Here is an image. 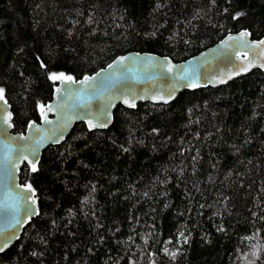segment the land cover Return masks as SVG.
I'll use <instances>...</instances> for the list:
<instances>
[{
  "label": "trees",
  "instance_id": "obj_1",
  "mask_svg": "<svg viewBox=\"0 0 264 264\" xmlns=\"http://www.w3.org/2000/svg\"><path fill=\"white\" fill-rule=\"evenodd\" d=\"M264 37V0H0V88L13 132L39 122L52 73L129 52L185 61L226 35ZM19 181L39 215L0 264H264V73L118 106L76 124Z\"/></svg>",
  "mask_w": 264,
  "mask_h": 264
},
{
  "label": "water",
  "instance_id": "obj_2",
  "mask_svg": "<svg viewBox=\"0 0 264 264\" xmlns=\"http://www.w3.org/2000/svg\"><path fill=\"white\" fill-rule=\"evenodd\" d=\"M241 33L248 35L240 39H229V37L239 38ZM261 41H264V37L260 40H252L247 30L230 33L213 46L178 63L173 62L169 57H161L156 54L129 52L116 57L107 66L91 75L97 76V81L109 75L119 77L114 79L108 90L102 93H93L91 86L86 87L79 83L86 76L75 80L77 83L74 84H66L56 80L52 99L45 105L44 109L47 120L51 123L45 122L41 116V109L39 122L29 123L38 126L40 132L30 133L28 124L23 133H14L12 131L11 107L8 103L4 105L0 101V160H2L5 151L9 153L12 160H17L19 152L16 149L24 145H32L38 137H43V143L39 146L35 157L29 153L27 159L18 160L14 170L17 187L6 190L3 181L0 180V204L6 203L12 207L17 203V193L32 195L22 191L25 185L19 181L21 167L26 164L31 168L29 160L35 162L38 159L39 163L43 151L50 146L63 143L78 123H83L89 131L106 130L111 126L114 111L118 106L134 109L140 103L169 105L183 91L225 86L255 69L264 73V44H261ZM125 57L128 59L124 61L123 65H119L118 61ZM109 65H116V67L110 68ZM169 68L171 71H168ZM58 88L60 89L59 93L57 92ZM125 98L134 102L135 107H129L124 102ZM48 105L52 106L51 111L47 110ZM106 106L108 115L102 114L105 112ZM8 114L11 115V127L2 122V118L7 117ZM89 120H92L93 123L107 122V127L89 128ZM22 135L29 137V139H19ZM57 139L58 142H55ZM38 163H36V167ZM34 198L36 200L34 207L38 209V214L23 219L19 225L7 228L5 234L11 236V240L0 254L18 241L24 228L39 215V204L36 197ZM20 204L22 206L23 201ZM21 217H23L22 211ZM7 223V218L0 212V230L5 229Z\"/></svg>",
  "mask_w": 264,
  "mask_h": 264
},
{
  "label": "snow or ice",
  "instance_id": "obj_3",
  "mask_svg": "<svg viewBox=\"0 0 264 264\" xmlns=\"http://www.w3.org/2000/svg\"><path fill=\"white\" fill-rule=\"evenodd\" d=\"M247 33H241L239 38H233L229 37V39H240L242 37L247 36ZM261 44H264V41L260 42ZM226 46V45H225ZM128 58H121L120 61H118L119 65H123L124 61ZM110 68H115L116 65H109ZM168 71H171V68L168 69ZM100 75V74H97ZM51 80L56 81L59 80L62 83L66 84H74L77 83V81L74 80V78L70 75H65L63 73L56 74L52 73L49 77ZM119 77L114 75H109L108 77L101 79L97 81V76H86L83 80L79 81L80 84L85 85L86 87L91 86L93 93H102L103 91H107L108 87L111 85L112 81L114 79H118ZM183 78V77H181ZM96 83H93V82ZM57 92H60V89H57ZM0 101L3 102L4 105H7V100L4 99V89L0 88ZM124 102L128 104L129 107H135L134 102H130L127 98L124 99ZM110 103V101H109ZM41 116L44 118L45 122L51 123V121L47 120V116L45 115V106L41 105ZM47 110L51 111L52 106L48 105ZM104 115H108L107 113V106L105 107V112L102 113ZM11 115L8 114L7 117L2 118V122L6 123L8 127H11ZM89 128H96V127H107V122L102 123H93L92 120L88 121ZM29 132H40V128L38 126H35L34 124H29L28 126ZM19 139L26 140L29 139V137L20 136ZM58 142V139L55 141ZM43 143V137H38L32 145H24L20 148L16 149V151L19 152V157L17 160H12L10 158V155L7 151H5L2 160H0V180L3 181L5 189L8 190L10 188H15L17 185L15 184V168L17 166L19 159H27V154H31L34 157L36 156V153L38 151L39 146ZM5 148H7V145H5ZM36 163H38V159L33 162L32 160H29V164L31 165V171L35 172L37 171ZM22 191L24 193H31L32 195H21L20 193L16 194V205L15 206H8L6 203L0 204V212H2L5 217L7 218V227L3 230H0V252L4 251L5 247L9 244L11 240V236L6 235L7 228L14 227L15 225H19L23 222V219L30 218L33 215L38 214V209H36L34 206L36 204L35 200V190L32 188L30 184H26ZM23 201V205L21 206L20 202ZM21 211L23 212V217H21ZM14 235V234H13Z\"/></svg>",
  "mask_w": 264,
  "mask_h": 264
}]
</instances>
